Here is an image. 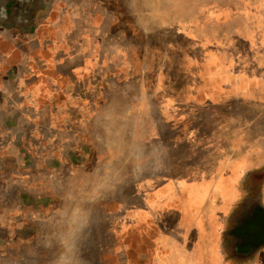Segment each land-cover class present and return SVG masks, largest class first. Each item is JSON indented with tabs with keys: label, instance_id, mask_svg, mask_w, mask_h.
Here are the masks:
<instances>
[{
	"label": "crops",
	"instance_id": "obj_1",
	"mask_svg": "<svg viewBox=\"0 0 264 264\" xmlns=\"http://www.w3.org/2000/svg\"><path fill=\"white\" fill-rule=\"evenodd\" d=\"M92 2L90 20L97 17ZM200 7V18L185 32L195 47L185 51L184 79H146L144 67H133L124 54L116 75L96 38L66 29L65 16L56 20L46 1L0 0V167L27 161L19 152L33 150L28 140L38 127L61 134L67 91L105 74L104 100L81 131L88 138L47 139L44 146L96 157L86 162L73 154L70 163L56 155L53 161L73 173L88 164L90 185L83 195L88 207L80 201L76 207L88 217L73 226V237L62 244L71 250L58 253L56 264H264V249L252 251L251 234L249 240L236 234L242 220L251 230L252 191L264 195V156L257 153L264 152V0H213ZM28 161L35 168L44 163ZM38 175L29 173L18 191L13 181L5 185L0 201L11 205L0 203V228L7 208L9 223L32 208L35 190L26 186ZM81 176L74 174V183ZM98 198L110 200L99 221ZM113 200L119 208L111 207Z\"/></svg>",
	"mask_w": 264,
	"mask_h": 264
},
{
	"label": "rangeland",
	"instance_id": "obj_2",
	"mask_svg": "<svg viewBox=\"0 0 264 264\" xmlns=\"http://www.w3.org/2000/svg\"><path fill=\"white\" fill-rule=\"evenodd\" d=\"M50 7L52 14L65 16V23L62 25L70 31L82 35L95 37L99 51H106L107 59L112 60L113 69L118 71L122 54L127 56L133 67L137 64L142 65L146 70L143 76L146 79L161 77L162 79H184L182 72L183 65L186 63L185 51L188 47H195L190 40H186L185 32L190 30L191 20L200 18L201 4L211 2L213 0H44ZM95 1L97 4V17L90 20L89 13H94ZM62 17V18H63ZM59 18V17H58ZM61 18V19H62ZM95 19V22H94ZM92 23L97 25L96 34L92 29ZM197 30L200 31V24ZM143 34L153 35V37H145ZM208 31L216 32L217 30L209 27ZM139 32V33H138ZM73 36V35H72ZM154 47L159 53H148L147 48ZM140 48L146 51L141 52ZM190 50V49H189ZM193 58H199L200 55L194 54ZM139 58V61L137 60ZM102 64V63H101ZM104 64V63H103ZM116 67V68H114ZM107 67V73L109 72ZM155 68V71L152 69ZM114 72V73H115ZM120 71L116 72V75ZM104 75L102 77L92 76L86 81H80L66 93V101L64 103L65 119L61 128V134L47 135L41 127H38L32 136V151H21L26 158V162L17 163L15 167H0V176L8 175L9 171L12 178H0V193L6 190L5 185L16 184V191L25 188L27 181L26 176L38 170V176L34 178V182L27 184V188L32 187L35 191L34 204L27 212L17 215L16 219H11L9 223V208L4 211L0 228V238L6 239L0 245V264H56V256L58 253H67L71 248L63 246V242L71 239L72 228L80 220L84 221L88 217L85 214L78 213V202L81 207H88L89 200L83 198L88 196L90 185L88 177V164L86 167L75 168L74 172L69 166L62 168L54 167L53 161L58 155L62 160L70 162L72 156L83 157L86 162H93L96 157L88 150L80 151H54L46 149L44 146L50 143V139L54 144L57 142H77L78 135L81 134L83 128L88 124L89 115L104 100ZM131 77V76H130ZM102 78V79H101ZM89 95L91 98H89ZM77 99V100H76ZM90 99V100H89ZM77 113V114H76ZM78 113L81 116H78ZM74 115V117H73ZM189 120V125L190 124ZM193 121V120H192ZM198 121V122H196ZM75 124V130L67 124ZM193 125L210 127L207 121L203 123L201 120L193 121ZM227 126V124H225ZM63 133V134H62ZM81 141L84 142L83 134ZM88 141V140H86ZM96 138L92 139V142ZM264 156V152H257ZM23 159L21 156H19ZM40 167L30 166L28 160H41ZM90 160V161H89ZM68 164V163H65ZM34 168V169H32ZM71 169V170H70ZM104 169L98 170V174ZM47 171V172H46ZM104 172V171H103ZM82 175L81 182L74 183L73 175ZM4 181V182H3ZM11 181V182H10ZM119 186V185H118ZM259 185L256 184L255 189L259 191ZM103 189V184H97V192ZM114 190V185L112 184ZM80 191V192H79ZM26 191L22 189V194ZM260 194V195H259ZM82 197L79 199L78 196ZM2 196V195H0ZM7 198L1 200L0 203L9 207L11 204ZM110 200L98 198L97 214L101 207L109 205ZM113 209L119 208V204H114ZM118 201V200H117ZM77 203V205H76ZM95 203V202H93ZM7 204V205H6ZM92 205V202H91ZM77 207V208H76ZM242 208V206H241ZM259 208V209H258ZM244 210V209H243ZM250 215L246 216L251 221V230L247 222L242 220L240 231L236 232L242 240L250 239L247 234H251L252 251H261L264 249V195L252 191V205ZM98 221L101 215H97ZM15 222L16 233L10 235L9 228ZM7 225V226H6ZM11 225V226H9ZM26 226V227H25ZM27 228V229H26ZM99 233V232H98ZM81 237L85 232L81 231ZM99 235V234H98ZM12 240L9 241V237ZM100 236H98L99 238ZM244 238V239H243ZM99 249V248H98ZM46 256H53V261L46 262Z\"/></svg>",
	"mask_w": 264,
	"mask_h": 264
},
{
	"label": "flooded vegetation",
	"instance_id": "obj_3",
	"mask_svg": "<svg viewBox=\"0 0 264 264\" xmlns=\"http://www.w3.org/2000/svg\"><path fill=\"white\" fill-rule=\"evenodd\" d=\"M259 209V208H258Z\"/></svg>",
	"mask_w": 264,
	"mask_h": 264
}]
</instances>
